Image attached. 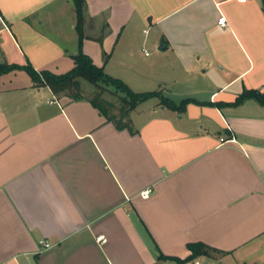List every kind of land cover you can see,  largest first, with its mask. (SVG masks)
<instances>
[{
  "label": "crops",
  "instance_id": "1",
  "mask_svg": "<svg viewBox=\"0 0 264 264\" xmlns=\"http://www.w3.org/2000/svg\"><path fill=\"white\" fill-rule=\"evenodd\" d=\"M86 2L95 65L193 102L142 104L131 132L25 71L0 77V264H264V106L234 105L264 93L262 1ZM77 22L73 0H0V65L70 73Z\"/></svg>",
  "mask_w": 264,
  "mask_h": 264
},
{
  "label": "trees",
  "instance_id": "2",
  "mask_svg": "<svg viewBox=\"0 0 264 264\" xmlns=\"http://www.w3.org/2000/svg\"><path fill=\"white\" fill-rule=\"evenodd\" d=\"M77 12V32L79 34V53L73 57L75 61V68L66 75H55L47 71L39 72L31 64L24 67L18 65H0V77L10 74L14 71H25L32 79L36 87H49L57 95L60 93H67L66 96L72 101H88L99 113L105 117L109 122H113L119 130L128 129L133 132L132 124L129 120L130 115L140 105L159 98L164 107L173 111L182 113L186 110L192 100L183 101L180 105L163 95L161 91L136 93L131 88L119 79H115L106 74L103 67H98L93 62L92 58L83 51V43L85 40L84 21L87 11L86 0H73ZM264 11V0L262 1ZM83 82H87L95 88L105 90V86L114 87L118 92L124 96L122 98L123 107L120 110V117L109 115L99 100L90 99L86 96L83 90ZM100 95L96 96L97 98ZM253 99L264 106V93L258 91H245L234 103V105H241L246 100ZM189 249L193 252L192 258H197L200 255L211 256L214 253H219L204 244H191ZM163 260H171L165 256H161Z\"/></svg>",
  "mask_w": 264,
  "mask_h": 264
},
{
  "label": "rangeland",
  "instance_id": "3",
  "mask_svg": "<svg viewBox=\"0 0 264 264\" xmlns=\"http://www.w3.org/2000/svg\"><path fill=\"white\" fill-rule=\"evenodd\" d=\"M146 49H148V52L153 53L150 46H146ZM137 56L141 57V53L138 52ZM83 90L88 98L90 99L96 98L97 100H99V102H101V105L105 109L108 110L109 115L111 116L115 115L117 117H120L121 115L120 110L123 107L122 98L124 96L121 92H118L114 87H107V86H105L106 91H104V90L95 88L94 86L90 85L87 82H83ZM66 94L67 93L65 92V93H60L59 95L64 96ZM98 95L100 96L97 98L96 96ZM166 97H169L173 100L176 99L174 96H170V94H168ZM159 102H160V105L163 106L161 103V99L156 98V99H153L143 104V107L153 108V106H156Z\"/></svg>",
  "mask_w": 264,
  "mask_h": 264
},
{
  "label": "built area",
  "instance_id": "4",
  "mask_svg": "<svg viewBox=\"0 0 264 264\" xmlns=\"http://www.w3.org/2000/svg\"><path fill=\"white\" fill-rule=\"evenodd\" d=\"M240 2L242 3H246L247 0H239ZM219 24L222 25V26H225L226 24V19L225 18H222L220 21H219ZM237 141L235 138H222L221 139V146H229V145H233V144H236ZM151 191L150 190H147L145 192H142L141 194V197L143 199H149L150 195H151ZM43 246L45 247V249H49L51 248V245L48 244V243H43ZM195 264H201L200 262H196Z\"/></svg>",
  "mask_w": 264,
  "mask_h": 264
},
{
  "label": "water",
  "instance_id": "5",
  "mask_svg": "<svg viewBox=\"0 0 264 264\" xmlns=\"http://www.w3.org/2000/svg\"><path fill=\"white\" fill-rule=\"evenodd\" d=\"M167 49H168L167 46H161L160 49H159V51L165 52V51H167Z\"/></svg>",
  "mask_w": 264,
  "mask_h": 264
}]
</instances>
